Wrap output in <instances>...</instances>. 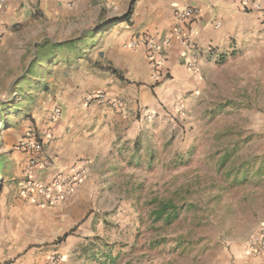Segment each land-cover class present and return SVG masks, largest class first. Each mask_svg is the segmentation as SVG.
Wrapping results in <instances>:
<instances>
[{"label":"crops","instance_id":"1","mask_svg":"<svg viewBox=\"0 0 264 264\" xmlns=\"http://www.w3.org/2000/svg\"><path fill=\"white\" fill-rule=\"evenodd\" d=\"M187 7L200 11L193 26L198 51L190 52L173 39L165 47L167 76L156 84L145 50L126 45L141 35L164 42L177 27H183L176 12ZM217 22L222 24L219 29ZM260 22L261 14L243 12L238 0L10 2L0 10V82L9 90H48V101L37 103L36 128L28 131L50 134L45 153L57 171L71 173L77 164L87 162L90 173L75 194L58 205L39 207L22 198L19 190L29 160V154L19 147L22 136L7 152L14 187L1 210L0 227L15 228L21 215L33 237L31 242L43 245L38 250L44 258L59 254V264H92L83 255V247L95 237L108 235L107 224L113 226L121 215L111 203L123 213L127 208L124 196L119 195V187L127 184V178L120 177L119 156L141 143L147 153L163 149L167 153L170 111L173 113L176 102L189 105L206 98L207 73L212 67L208 47L223 53L239 49L245 38L259 30ZM14 58L19 61L13 62ZM190 60L195 61L194 68L189 67ZM99 92L106 93V101L84 104L87 96ZM115 99L125 103L123 110L112 107L110 102ZM56 106L61 116L53 121ZM144 110L154 118L144 119ZM38 178L48 181L51 173H41ZM138 218L134 211V223L125 227L137 228ZM238 263L264 264V251L252 253L247 241Z\"/></svg>","mask_w":264,"mask_h":264},{"label":"rangeland","instance_id":"2","mask_svg":"<svg viewBox=\"0 0 264 264\" xmlns=\"http://www.w3.org/2000/svg\"><path fill=\"white\" fill-rule=\"evenodd\" d=\"M241 45L208 56L212 67L204 102H176L167 153H147L141 143L119 156L120 177L127 178L119 195L127 208L123 213L111 203L121 215L101 237L119 255L117 264H239L243 246L264 224L262 16L259 30ZM45 93L37 87L9 90L0 82V108L9 107L0 111V214L14 187L7 152L30 127L36 128L37 103L49 99ZM227 154L231 158L221 167ZM155 198L174 201L178 219L154 222ZM134 211L140 215L139 226L125 227L134 223ZM28 228L21 215L15 228L0 227V264H48L38 250L43 245L31 242Z\"/></svg>","mask_w":264,"mask_h":264},{"label":"built area","instance_id":"3","mask_svg":"<svg viewBox=\"0 0 264 264\" xmlns=\"http://www.w3.org/2000/svg\"><path fill=\"white\" fill-rule=\"evenodd\" d=\"M13 0H0V10L8 6ZM240 8L245 13H259L264 21V6L262 0H238ZM200 11L194 7H187L176 12V18L183 23V27H177L170 38L160 43L156 37L141 35L136 37L126 45L133 50L144 49L145 56L151 67L152 76L156 84L162 83L167 76V55L165 47L173 39L180 40L190 52L198 51V41L196 39L194 23L198 18ZM221 23L217 22L215 27L221 28ZM208 53L211 54L214 48L208 47ZM189 67H195V61L190 60ZM106 93L99 92L89 95L85 98L84 104L90 105L94 101H106ZM117 111L125 108V103L115 99L110 102ZM144 119L152 120L154 114L148 110L142 113ZM61 116V109L56 106L52 112V119L56 121ZM51 141L49 133L38 134L32 130L28 131L22 138L20 149L29 154L28 163L23 173V183L19 190L22 198L31 199L37 206L58 205L67 198L73 196L77 188L83 184L90 173V166L87 162H80L71 173H64L55 169V163L52 158L45 153V147ZM50 172L51 178L48 181L40 180L38 176L41 173ZM249 247L252 253L264 251V224L250 237ZM62 257L59 254H53L48 258V264H59Z\"/></svg>","mask_w":264,"mask_h":264},{"label":"trees","instance_id":"4","mask_svg":"<svg viewBox=\"0 0 264 264\" xmlns=\"http://www.w3.org/2000/svg\"><path fill=\"white\" fill-rule=\"evenodd\" d=\"M44 91H46V93L48 92L45 88ZM20 92L26 91L21 90ZM7 109H9L8 106L4 107V105H2L0 111H5ZM0 122L2 121L0 120ZM230 158V154L225 155L221 160L220 166L222 167L226 165ZM1 161L2 160L0 159V165ZM153 201L154 204L157 205L156 209L151 213V218L154 222L164 220L165 223L171 224L172 221L178 219L180 208L174 203V201L164 202L159 201L158 198L153 199L152 202ZM70 234L71 232L59 238V242L65 241ZM83 255H85L92 264H117L119 259V255H113V245H110L101 237H95L90 240L89 243L83 247Z\"/></svg>","mask_w":264,"mask_h":264}]
</instances>
